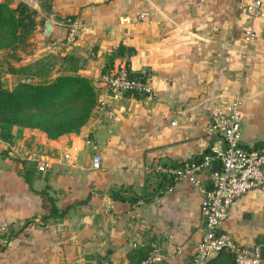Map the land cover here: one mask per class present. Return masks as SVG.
<instances>
[{"label":"crops","instance_id":"crops-1","mask_svg":"<svg viewBox=\"0 0 264 264\" xmlns=\"http://www.w3.org/2000/svg\"><path fill=\"white\" fill-rule=\"evenodd\" d=\"M7 1L38 13L30 45L9 59L13 66L75 53L98 103L79 133L50 139L14 126L12 141L0 137V246L8 238L0 264H85L89 246L100 264H137L142 247L162 255L157 264H188L204 233L200 202L214 170L199 173L200 187L183 176L169 186L167 167L209 150L213 114L236 97L242 144L264 151V5L263 16L249 18L236 0ZM68 17L81 25L73 42L66 40ZM250 25L257 36L244 45ZM119 45L124 56L113 65L122 60L143 75L151 95L113 92L101 81ZM3 63L0 74L18 81ZM95 154L99 169L91 168ZM41 161L49 162L45 171L26 173V162ZM47 194L68 208L63 217L47 216ZM222 229L242 246L264 244V187L237 198ZM206 264L234 259L220 251Z\"/></svg>","mask_w":264,"mask_h":264},{"label":"trees","instance_id":"trees-1","mask_svg":"<svg viewBox=\"0 0 264 264\" xmlns=\"http://www.w3.org/2000/svg\"><path fill=\"white\" fill-rule=\"evenodd\" d=\"M50 2L51 0H44L42 7H49ZM37 15V11L23 1L15 6L7 0L0 1V50L4 52L0 58V66L6 62L7 71L19 76L12 88H8L0 77V137L7 142L12 141L14 126L38 129L50 139L68 133H79L98 103V91L92 80L79 72L84 61L75 53L64 56L49 53L19 67L13 66L9 61L19 60L18 51L25 50L30 45V37L38 24ZM70 21H73L72 17L65 19L67 25ZM123 56L124 48L119 45L108 56L103 73L112 70L114 58ZM128 74L146 80L143 75L129 69ZM208 152L209 150L205 154ZM201 157L190 162H198ZM183 166L184 164L167 167L169 186L178 178L175 172ZM36 167L37 164L34 166L26 162V173L29 174ZM27 180L30 181L28 175ZM47 199V216L63 217L68 208L60 210L50 196ZM6 240L8 242V238ZM5 245L2 244L0 249ZM150 251V247L138 248L134 254L138 258L137 264L145 260Z\"/></svg>","mask_w":264,"mask_h":264},{"label":"built area","instance_id":"built-area-1","mask_svg":"<svg viewBox=\"0 0 264 264\" xmlns=\"http://www.w3.org/2000/svg\"><path fill=\"white\" fill-rule=\"evenodd\" d=\"M236 1L249 18L263 16V0ZM80 28L78 22H69L67 42H73L79 37ZM256 36L252 26H248L243 32L244 45H249ZM101 81L113 92L152 94L150 83L129 76L127 66L122 60H118L111 71L103 73ZM240 104V99L236 97L229 101L224 109L213 114L207 133L215 141L209 152L204 154L200 161L186 163L175 172L177 177L183 176L195 187H200L199 173L205 168H210L214 161L221 163L220 171L211 174L210 187L204 191L201 198L200 211L206 225L188 264H206L213 254L222 250L232 254L234 264H264L260 259L258 247L242 246L230 233L222 229V223L228 217L235 200L251 190L264 187V151L247 148L242 144ZM101 162L102 157L95 154L91 160V168L99 169ZM48 166L49 162L41 161L36 170L43 172ZM6 242V238L1 239V243ZM161 258L162 255L154 251L140 264H157Z\"/></svg>","mask_w":264,"mask_h":264},{"label":"water","instance_id":"water-1","mask_svg":"<svg viewBox=\"0 0 264 264\" xmlns=\"http://www.w3.org/2000/svg\"><path fill=\"white\" fill-rule=\"evenodd\" d=\"M130 51L128 50V53ZM213 166V170L216 172H219L221 169V163L219 161H214L212 163ZM258 250H259V256L260 259L264 262V244H261L258 246ZM85 256H84V260H85V264H92L93 261L97 262V263H101V261L103 260V258L100 256V253L96 250L95 246H89L85 249Z\"/></svg>","mask_w":264,"mask_h":264},{"label":"rangeland","instance_id":"rangeland-1","mask_svg":"<svg viewBox=\"0 0 264 264\" xmlns=\"http://www.w3.org/2000/svg\"><path fill=\"white\" fill-rule=\"evenodd\" d=\"M4 84L9 88V87H13L14 83L17 82L14 79L7 77L5 74H0Z\"/></svg>","mask_w":264,"mask_h":264}]
</instances>
